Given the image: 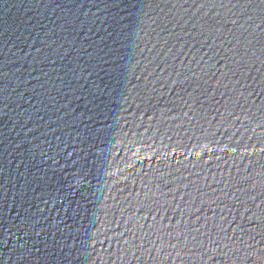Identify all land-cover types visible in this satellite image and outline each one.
I'll use <instances>...</instances> for the list:
<instances>
[{"label": "water", "instance_id": "1", "mask_svg": "<svg viewBox=\"0 0 264 264\" xmlns=\"http://www.w3.org/2000/svg\"><path fill=\"white\" fill-rule=\"evenodd\" d=\"M0 264H264V0H0Z\"/></svg>", "mask_w": 264, "mask_h": 264}]
</instances>
